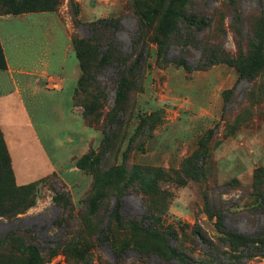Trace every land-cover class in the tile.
<instances>
[{
  "label": "rangeland",
  "instance_id": "1",
  "mask_svg": "<svg viewBox=\"0 0 264 264\" xmlns=\"http://www.w3.org/2000/svg\"><path fill=\"white\" fill-rule=\"evenodd\" d=\"M74 1L73 8L70 0H61L55 10L12 13L0 0V96L18 89L42 146L19 148L12 158L0 128V189L4 199L22 211L14 221L0 218V235L25 226L42 241H55L62 233L54 224L60 211L53 201L55 193L68 191L74 214L83 211L81 201L97 176L102 181L109 178L110 190L125 193L115 214L122 224L133 220L146 225L148 211L160 216V234H133L140 244L165 248L167 243L183 251L191 264H264L263 255L238 258V252L227 247L208 248L195 235L201 231L218 244L216 217L205 211V192L224 212L227 229L244 234L264 231V208H256L264 186V72L248 80L238 79L236 68L224 62L197 69L207 58L206 50L194 44H174L166 54L167 59L184 58L188 68L165 65L151 43L149 53L134 67L136 77L129 84L135 85L126 91L128 98L118 102L114 76L123 67L97 71L88 62L82 68L75 40L90 35L88 23L119 17L116 39L122 51L129 52L137 28L131 0ZM220 1L227 0H208L206 8ZM240 5L264 12V0H240ZM227 23L224 13L211 20L215 34L233 52V32ZM62 31L71 38L76 59L73 52L67 59L76 60L79 76L66 78L60 86L57 77L44 71L58 69L57 54L45 51H50L51 43L60 45L56 34ZM31 138L24 137L27 145H32ZM41 153L54 167L50 174ZM86 154L94 162L81 168L78 161ZM13 164L19 181L48 179L32 192L15 193ZM102 181L95 184L96 191L103 190ZM125 234L117 231L116 237ZM23 255L27 259L29 252ZM95 255V263L100 257L111 264H129L139 256L129 250L117 260L106 243ZM143 259L163 264L154 255ZM59 260L63 256H55L50 264Z\"/></svg>",
  "mask_w": 264,
  "mask_h": 264
},
{
  "label": "trees",
  "instance_id": "2",
  "mask_svg": "<svg viewBox=\"0 0 264 264\" xmlns=\"http://www.w3.org/2000/svg\"><path fill=\"white\" fill-rule=\"evenodd\" d=\"M206 1L208 0H131L137 28L129 52H123L116 39V33L121 29L119 17L102 18L88 23L86 26L89 27L90 35L77 36L75 40V52L82 68L86 69L85 65L88 62H91L97 71L105 70L112 65L123 67L114 76L115 98L118 102L128 98L126 91L133 86L132 84L135 85L129 84L136 77L134 67L138 65L144 53L145 55L149 53L151 43L156 44L157 59L164 61L165 65L171 62L188 68L184 58L167 59L166 54L174 44L180 46L194 44L200 46L202 51L206 50L207 58V62L196 67L197 69L224 62L236 68L238 79L248 80L264 72V12L257 8L243 10L240 0L220 1L217 6L208 9ZM5 2L12 13H19L27 10H55L61 0H5ZM69 3L72 8L76 6L74 0H70ZM158 6H163L161 11L157 9ZM216 13H224L228 19L227 28L233 32L235 49L233 52L226 48L224 38L215 34L217 29L214 31L212 29L211 20ZM248 19L251 20L250 23L247 22ZM193 32H200L202 35L196 36ZM94 159L86 154L78 161V165L81 168L90 166ZM110 170H107L108 177ZM47 179L48 176L21 185L16 183L15 193L32 192L39 183ZM100 181L102 180L99 177L94 178L88 195L81 201L85 209L83 211L80 209L75 214L69 192L55 193L53 201L60 211L54 224L62 229L61 235L55 241L44 242L32 227L25 226H17L1 234L0 264H50L57 255L63 256V261L59 260L52 264H111L100 257L97 258L99 263H95V252L102 243L110 246L117 260L129 250L136 251L138 258L129 264H147L143 258L149 255L156 256L163 264L172 261L191 264L183 251H178L167 243L165 248L160 245L146 247L140 244L133 234L136 232L160 234L162 229L160 216L148 211L145 214L148 220L146 225H138L133 220L122 224L115 219V214L125 193L110 190L109 178L102 181L103 190L96 191L95 184ZM262 189L257 209L264 208V186ZM4 198L0 189V218L8 221L19 219L17 215L22 211L17 210L18 205ZM204 207L208 216L216 217L215 229L220 236L218 244H215L201 231H195L200 242L210 249H216L218 246L227 247L230 252H238V258L243 257L245 260L253 256H264L261 250L264 248V231L244 234L227 229L224 224V212L210 203L206 192ZM85 214L90 218L86 219ZM117 231L125 232L124 238L118 239ZM26 250L29 252L27 259L23 255Z\"/></svg>",
  "mask_w": 264,
  "mask_h": 264
},
{
  "label": "crops",
  "instance_id": "3",
  "mask_svg": "<svg viewBox=\"0 0 264 264\" xmlns=\"http://www.w3.org/2000/svg\"><path fill=\"white\" fill-rule=\"evenodd\" d=\"M60 37V45L53 47L52 43L49 46L50 51L46 50L47 54L54 57L58 56V69L44 71L50 75V78L57 77L60 82L57 85L62 84L66 78L76 79L79 76V66L76 62V56L74 48L72 46L71 38L66 32H58L56 34ZM52 37L50 35L49 39ZM55 52V53H54ZM73 52L74 60H68L67 57ZM0 128L4 134L5 140L10 149L11 157H14V152L19 148L30 149L29 147H39L42 150V146L39 144L37 135L32 127L30 116L26 107L24 106L23 99L18 89L16 88L11 93H6L0 96ZM32 137L30 139L31 146L27 145L24 137ZM41 159L48 164L47 173L50 174L54 171V167L47 161V157L41 153ZM46 160V161H45ZM13 162V160H12ZM15 163V160H14ZM13 170L15 174V181L18 185L25 184L27 180L19 181L16 168L13 164ZM28 183V182H26Z\"/></svg>",
  "mask_w": 264,
  "mask_h": 264
}]
</instances>
